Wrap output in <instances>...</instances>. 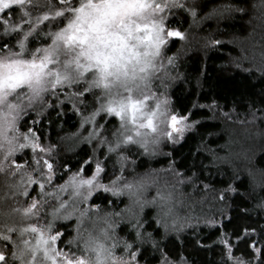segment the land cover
Here are the masks:
<instances>
[{
    "label": "snow or ice",
    "instance_id": "1",
    "mask_svg": "<svg viewBox=\"0 0 264 264\" xmlns=\"http://www.w3.org/2000/svg\"><path fill=\"white\" fill-rule=\"evenodd\" d=\"M205 7L206 0H0V176L10 178L0 199L15 204V218L0 222V264H140L150 250L161 253L162 264H191L182 253L172 259L161 245L173 233L180 239L186 229H198L200 219L173 217L171 193L158 191L148 200L144 184L127 180L125 172L135 170L134 157L155 156L162 143L175 145L203 127L193 110L175 111L167 95L154 90V80L167 87L181 79L172 75L176 57L166 52L170 43L186 41L182 24L188 17L196 22ZM234 13L247 14L243 0H228L205 18L224 21ZM223 43L210 37L205 47ZM68 111L79 117L77 144L91 148L75 165L61 157L44 123L50 128ZM203 152L197 149L186 172L170 166L178 183L207 179L204 173L217 168L220 158L211 149L197 162ZM221 175L220 208L203 220L220 233L213 244L221 247V264H264V224L256 223L264 219V197L241 192L237 174ZM124 196L137 209L128 221L131 238L116 234L125 210L114 206ZM97 197L113 210L104 212L99 235H85L84 219L101 212ZM151 208L156 227L149 232ZM241 218L251 223H234ZM73 221L71 230H62Z\"/></svg>",
    "mask_w": 264,
    "mask_h": 264
},
{
    "label": "trees",
    "instance_id": "2",
    "mask_svg": "<svg viewBox=\"0 0 264 264\" xmlns=\"http://www.w3.org/2000/svg\"><path fill=\"white\" fill-rule=\"evenodd\" d=\"M227 2L228 0H206V7L200 11L196 22L188 17L182 24L183 30L187 32L186 41L170 43L166 52V56L176 57L177 68L172 75L178 73L181 77L180 80L168 81V86L163 87L171 106L185 115L190 109L193 110L196 113L193 119L201 120L203 127L198 133H186V139L175 145L162 143L159 154L155 156L134 157L135 170H132L133 166H129L125 172L127 180L144 184V195L148 200L155 197L158 191L165 195L171 193L168 207L172 209L173 217L180 220L191 217L193 223L197 218L200 219L198 229H186L179 234L180 239L173 233L161 245L162 249L166 246L172 259L182 253L191 264H221V247L213 244L220 233L203 224L205 218L212 217L220 208L217 190L223 187L220 181L226 178L221 173L229 176L237 174L241 182V192H252L257 199L264 197V75L261 74V70H264V0H243L247 6V14L234 13L224 21H218L215 16L205 18L214 8L222 7ZM232 2L236 3L238 0ZM176 19L180 20V16ZM210 37L220 39L224 42L223 45L215 49L206 48V40ZM154 85L157 89L162 88L161 80L155 79ZM213 101L219 105L218 109L199 107L210 105ZM193 104H196V108H193ZM224 113H228L229 117L225 118ZM253 114L256 119H253ZM44 123L46 134L51 136L52 141L59 143L62 158H70L75 165L78 159L86 158L85 151L91 153L90 147L85 144L78 145L73 137L79 129V117L71 111L55 121L50 128L47 127V121ZM60 137H64V140L61 141ZM198 148L204 152L196 157L197 162L207 154V149H211L220 158L217 168L212 169L211 173H204L207 179L202 178L191 184L178 183L174 173L168 169L174 165L176 171L186 172L191 167ZM115 159L113 157V161L109 162V169ZM9 179L0 176V196L6 191ZM94 202L101 205V212L95 216L103 218L105 211L113 210L105 208L107 200L102 197H97ZM14 206L11 199H0V222L15 218L12 214ZM126 206H129L128 209ZM114 210H125L116 229L117 236L131 238L133 234L128 221L133 219V213L137 211L135 205L124 196L116 202ZM146 211L148 215L145 219L151 224L146 230L151 232L156 227L151 218L157 209ZM216 218L219 220L218 215ZM253 220H256L255 214ZM234 223L242 226L251 221L241 218ZM256 223L264 224V219L256 220ZM74 225L75 221L62 230H71ZM100 225L105 227L104 222ZM82 228L85 235L94 230L91 227ZM228 231L231 232V226ZM67 239L66 236L65 240ZM231 239L235 244L236 238L233 236ZM197 240L202 242V246H197ZM210 245L212 247H208ZM243 251L244 245L241 244L235 249V255L240 257ZM117 252H122V249ZM145 259L147 264H162L159 251L150 250L145 253L140 258V263L145 264Z\"/></svg>",
    "mask_w": 264,
    "mask_h": 264
},
{
    "label": "rangeland",
    "instance_id": "3",
    "mask_svg": "<svg viewBox=\"0 0 264 264\" xmlns=\"http://www.w3.org/2000/svg\"><path fill=\"white\" fill-rule=\"evenodd\" d=\"M154 90H158L159 92L165 93L167 95V93L164 91L163 87L160 88V89L154 88ZM103 222H104L103 218L93 215V216H91L90 219H88V218L84 219V221H83V223L81 225V230L83 229L82 227H91V228H94V230L90 231V232H87L86 235L89 234V233H91L93 235H99L100 234V230L104 228V227H102V225H100ZM120 254H122V252H117V255H120Z\"/></svg>",
    "mask_w": 264,
    "mask_h": 264
}]
</instances>
